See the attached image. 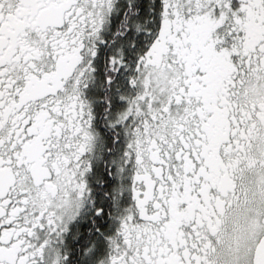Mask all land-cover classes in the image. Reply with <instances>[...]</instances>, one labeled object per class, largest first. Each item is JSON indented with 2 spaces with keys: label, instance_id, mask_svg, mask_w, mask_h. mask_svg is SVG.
I'll return each mask as SVG.
<instances>
[{
  "label": "snow or ice",
  "instance_id": "obj_1",
  "mask_svg": "<svg viewBox=\"0 0 264 264\" xmlns=\"http://www.w3.org/2000/svg\"><path fill=\"white\" fill-rule=\"evenodd\" d=\"M0 264H264V0H0Z\"/></svg>",
  "mask_w": 264,
  "mask_h": 264
}]
</instances>
